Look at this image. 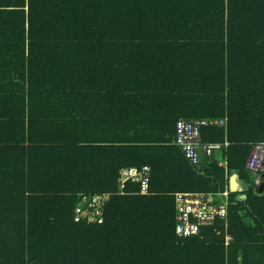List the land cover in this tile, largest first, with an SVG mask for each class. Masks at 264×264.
Returning <instances> with one entry per match:
<instances>
[{
  "label": "trees",
  "instance_id": "16d2710c",
  "mask_svg": "<svg viewBox=\"0 0 264 264\" xmlns=\"http://www.w3.org/2000/svg\"><path fill=\"white\" fill-rule=\"evenodd\" d=\"M159 53L189 70L127 75ZM181 101L170 123L159 109ZM95 102L118 108V138H82L79 107ZM215 118L226 127L201 136L229 143L227 167H194L176 123ZM261 142L264 0H0V264H264V183L245 169ZM143 166L149 194L120 192V170ZM233 174L249 188L229 193L227 222L179 238L174 195L222 193ZM85 194L111 196L102 225L75 221Z\"/></svg>",
  "mask_w": 264,
  "mask_h": 264
},
{
  "label": "built area",
  "instance_id": "2783aa9c",
  "mask_svg": "<svg viewBox=\"0 0 264 264\" xmlns=\"http://www.w3.org/2000/svg\"><path fill=\"white\" fill-rule=\"evenodd\" d=\"M207 126L226 127L225 119H198L189 121L179 119L176 123L175 145L180 147L191 165L201 168L205 161L217 162L227 167L226 160L219 155L229 146L228 142H203L201 129ZM245 169L253 176L258 186L264 183V142L254 145L251 157L245 163ZM140 187V195H147L151 186V168L128 167L119 172V189L122 192L126 184ZM175 197L176 235L187 239L199 235L202 228L216 222H227L229 214V193L178 192ZM111 196L109 194L81 195L75 208V221L89 225L104 223L105 208ZM226 244L231 240L226 238Z\"/></svg>",
  "mask_w": 264,
  "mask_h": 264
},
{
  "label": "crops",
  "instance_id": "0c3cea01",
  "mask_svg": "<svg viewBox=\"0 0 264 264\" xmlns=\"http://www.w3.org/2000/svg\"><path fill=\"white\" fill-rule=\"evenodd\" d=\"M143 44H148L149 46H160L165 43L146 42ZM182 61H185L187 63L188 61H190V59L179 60L173 55L167 56L160 53L133 56L128 60V62H130L131 64L129 71L127 72V75L132 77H140V79L143 78L160 79L169 76H179L181 75V73L187 72L189 70V68L187 69L182 68L183 66L178 64V62H182ZM179 104L182 110L181 109L179 110L178 108L171 109L170 105L165 106V108L159 109L161 112L166 113V120H169L170 123L174 122L176 117H181L183 115L186 116L185 109L189 104H186L184 101L179 102ZM79 109L81 111L84 110V117L83 120H81L82 127L88 128L92 126L94 131L93 133V131L91 132L88 128V132H83L82 138H86V139L95 138L96 140H99L100 143H106L107 142L106 139L111 140L118 138L116 133V127L118 125V117H117L118 108L114 104L105 103V102H95L92 104L87 103L85 106L79 107ZM123 110H124V114L121 119L122 123L120 124L129 125L128 123L131 121L132 118L131 116L132 110L131 108H125ZM221 119H225V118H221ZM189 121H194V120H189ZM107 126H108V132H106L105 130V127ZM238 180L241 181L239 177ZM230 183H231V177H230ZM225 191L230 193L231 192L230 187L226 188Z\"/></svg>",
  "mask_w": 264,
  "mask_h": 264
},
{
  "label": "water",
  "instance_id": "95a60500",
  "mask_svg": "<svg viewBox=\"0 0 264 264\" xmlns=\"http://www.w3.org/2000/svg\"><path fill=\"white\" fill-rule=\"evenodd\" d=\"M248 184L244 181H239L237 174L231 176L230 189L232 193H245L248 191ZM264 191V184L262 185L261 192ZM245 197V196H243Z\"/></svg>",
  "mask_w": 264,
  "mask_h": 264
}]
</instances>
